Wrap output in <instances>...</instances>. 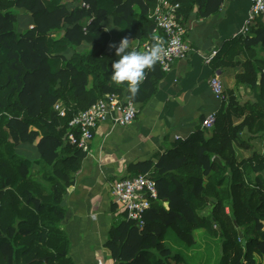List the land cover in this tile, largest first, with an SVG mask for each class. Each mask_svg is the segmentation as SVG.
Returning a JSON list of instances; mask_svg holds the SVG:
<instances>
[{
    "label": "trees",
    "instance_id": "trees-1",
    "mask_svg": "<svg viewBox=\"0 0 264 264\" xmlns=\"http://www.w3.org/2000/svg\"><path fill=\"white\" fill-rule=\"evenodd\" d=\"M168 1L179 3L182 23L195 4L205 16L222 2ZM156 2L0 0V264H75L62 222L68 188L85 153L66 142L68 123L105 95L122 98L128 89L111 79V64L119 57L116 48L106 50L105 21L119 28L120 40L152 41L149 13ZM249 32L254 37L232 41L246 58L236 80L248 84L257 101L241 105L233 90L225 91L210 138L197 129L154 165L146 161L133 167L134 175L148 174L155 182L157 197L142 228L122 216L113 219L105 242L113 264L182 261L184 252L203 243L199 231L219 238L217 264H264V148L248 159H238L233 148L244 132L264 137V80L257 84V73L264 70V60L256 56V48L264 51L259 19ZM155 70L161 73L157 65L145 70L135 95L127 92L134 104H145L154 93ZM57 102L63 116L54 109ZM208 208L210 213L203 214Z\"/></svg>",
    "mask_w": 264,
    "mask_h": 264
},
{
    "label": "crops",
    "instance_id": "crops-1",
    "mask_svg": "<svg viewBox=\"0 0 264 264\" xmlns=\"http://www.w3.org/2000/svg\"><path fill=\"white\" fill-rule=\"evenodd\" d=\"M249 7L250 0H222L215 12L201 16L199 3L195 4L183 21L190 53L176 61L169 72L154 71L153 75L159 77L154 93L145 104L133 103L140 113L130 125L114 127L111 116L98 124L90 150L85 154L73 185L68 188L62 222L75 264H113L105 246L115 212L108 185L116 179L134 175L138 172L133 168L137 164L149 161L154 165L176 141L201 129L207 114L219 113L226 96L223 102L214 98L208 88L210 76L216 74L224 92L233 90L241 105L257 101L258 94L248 84L237 85L236 77L244 72L246 58L235 52L238 44L232 42L240 36L254 37L249 31L241 32ZM139 12L138 6H134L135 18ZM104 27L109 34L106 50H114L120 41L119 28L111 25L110 20L105 21ZM256 50L257 58L264 60V51L260 47ZM212 51L217 55L211 64L205 65L202 56ZM261 79L264 80V70L257 73L258 86ZM127 92L129 89L122 99H129ZM212 133V130L205 131V138H210ZM233 148L238 159H248L263 152L264 137L244 132ZM163 205L166 207L165 203ZM208 209L203 214H209ZM194 250L197 251L195 257L190 255L192 262L205 264L208 257L202 248ZM174 264L186 263L182 260Z\"/></svg>",
    "mask_w": 264,
    "mask_h": 264
},
{
    "label": "built area",
    "instance_id": "built-area-1",
    "mask_svg": "<svg viewBox=\"0 0 264 264\" xmlns=\"http://www.w3.org/2000/svg\"><path fill=\"white\" fill-rule=\"evenodd\" d=\"M81 7L88 8L84 2ZM179 3L168 0H157L154 8L149 13V18L154 22L153 36H159V41L139 42L129 41V47L138 50H146L154 43H161V59L155 64L162 73L171 70L173 64L184 59L191 51L185 40L186 28L178 15ZM259 19L264 26V0H250L245 24L242 33L246 34L249 28ZM87 20L85 24H89ZM217 55L212 51L210 55L202 56L205 65L211 64L213 57ZM208 88L215 99L225 101V93L221 80L216 74L208 79ZM54 109L61 116L64 108L57 102ZM139 110L130 99H122L116 94L105 95L96 103L84 111L76 113L68 123L66 130V142L80 149L85 154L90 150L94 131L98 124L108 117H112L113 126L120 128L130 125L138 116ZM115 114V115H114ZM216 122V112L209 113L201 123L204 131L212 130ZM107 190L115 205L114 218L122 216L123 219L131 221L138 228L144 225V216L151 206V201L157 197L155 182L148 174H137L125 176L111 182Z\"/></svg>",
    "mask_w": 264,
    "mask_h": 264
},
{
    "label": "clouds",
    "instance_id": "clouds-1",
    "mask_svg": "<svg viewBox=\"0 0 264 264\" xmlns=\"http://www.w3.org/2000/svg\"><path fill=\"white\" fill-rule=\"evenodd\" d=\"M159 41V36H153ZM162 53L161 43L157 42L146 50L129 48L128 37H123L115 49L119 57L111 64V79L117 85H126L131 94L135 95L145 77V70L151 69L160 59Z\"/></svg>",
    "mask_w": 264,
    "mask_h": 264
},
{
    "label": "rangeland",
    "instance_id": "rangeland-1",
    "mask_svg": "<svg viewBox=\"0 0 264 264\" xmlns=\"http://www.w3.org/2000/svg\"><path fill=\"white\" fill-rule=\"evenodd\" d=\"M23 152H25V154L28 155V156H33V155H30L27 152L26 147L23 148ZM34 174L35 173H33L32 175L35 176ZM207 210H209V209H207ZM196 233H197V238H199L201 236L200 234H203L202 235V237H203L202 240L203 239L205 240L204 243H202L198 247V249L202 248L203 254L205 255V257H208L205 264H217L218 260H219V257L221 256V242H220L219 238L209 237V236L205 235L201 231L196 232ZM196 251L197 250H193V251L190 250L188 252H184L183 261L186 264H197V263L192 262L193 260L190 259V255L195 257L194 254L196 253ZM198 253H200V252L198 251ZM199 256L201 257V254ZM171 263L174 264L175 262L172 261Z\"/></svg>",
    "mask_w": 264,
    "mask_h": 264
},
{
    "label": "water",
    "instance_id": "water-1",
    "mask_svg": "<svg viewBox=\"0 0 264 264\" xmlns=\"http://www.w3.org/2000/svg\"><path fill=\"white\" fill-rule=\"evenodd\" d=\"M239 236H240V237H242V234H241V233H239ZM242 243L244 244V242H243V241H242Z\"/></svg>",
    "mask_w": 264,
    "mask_h": 264
}]
</instances>
